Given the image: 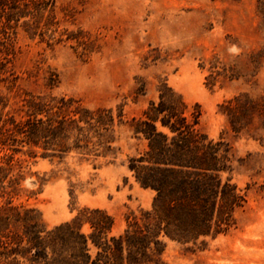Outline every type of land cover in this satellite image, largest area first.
I'll use <instances>...</instances> for the list:
<instances>
[{"label":"rangeland","instance_id":"obj_1","mask_svg":"<svg viewBox=\"0 0 264 264\" xmlns=\"http://www.w3.org/2000/svg\"><path fill=\"white\" fill-rule=\"evenodd\" d=\"M59 29H82L92 50L82 54L76 41L52 47L19 35L13 75L0 80L5 111L17 114L27 93L67 95L89 108H123L112 150L63 161L16 155L20 175L14 204L34 207L48 228L72 219L84 207L106 210L114 219L111 234L127 216L149 208L153 191L141 188L126 163L142 149L127 120L138 116L158 87L167 82L188 104L198 105L199 130L230 147L232 182L247 193L236 224L205 246L173 242L167 264H264V127L255 119L235 133L221 112L225 100L246 92L264 95V0H62L55 9ZM69 13L68 16L66 14ZM57 75L54 86L47 85ZM144 91L137 94V88ZM0 199V204L4 203Z\"/></svg>","mask_w":264,"mask_h":264},{"label":"trees","instance_id":"obj_2","mask_svg":"<svg viewBox=\"0 0 264 264\" xmlns=\"http://www.w3.org/2000/svg\"><path fill=\"white\" fill-rule=\"evenodd\" d=\"M62 0H0V80L13 75L19 35L52 47L76 41L82 54L92 40L82 29H59L55 9ZM69 13L66 14L68 16ZM57 75L46 83L52 87ZM144 91V85L136 93ZM230 128L239 133L249 121L264 127V95L243 92L220 104ZM0 95V264H167L163 255L170 242L205 246L236 224V212L247 193L232 182V155L222 138L210 139L199 128L201 111L188 104L167 82L158 87L127 126L142 149L127 158L137 184L153 191L149 208L127 216L119 234H111L113 217L104 209L84 207L70 220L48 228L39 210L14 204L20 175L16 155L28 154L63 161L106 156L112 150L115 126L123 108H89L67 95L27 93L18 113L5 111Z\"/></svg>","mask_w":264,"mask_h":264}]
</instances>
